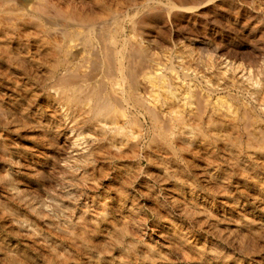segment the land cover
Here are the masks:
<instances>
[{
  "label": "rangeland",
  "instance_id": "obj_1",
  "mask_svg": "<svg viewBox=\"0 0 264 264\" xmlns=\"http://www.w3.org/2000/svg\"><path fill=\"white\" fill-rule=\"evenodd\" d=\"M215 1L217 9L197 10L186 20L175 6L169 8L171 0H149L145 6L147 0L108 1L122 19L121 38L152 35L153 57L166 77L174 74L189 88L203 91L222 82L212 93L214 103L221 99L230 107L243 105L231 109L239 114L238 131L226 126L219 134V127L211 129L205 118L200 126L213 137L205 138L204 145L200 135L187 134L185 144H173L176 158L172 151L153 147L155 143L145 150L149 141L134 153L108 154L111 150L102 149L88 114L51 101L52 59L37 49L42 41L34 38L35 27L14 28L8 45L0 41V103L5 108L0 113V264H264V152H257L249 137L247 144L244 140L247 123L264 140V5L261 0ZM106 12L100 16L106 22L100 21L112 29L116 22ZM0 14L7 19L6 13ZM4 21L8 26L0 22V29L9 27ZM44 21L49 27L46 23L53 18ZM45 25L40 35L47 41ZM83 59L75 62L84 64L82 69L89 64ZM193 123L192 130L197 126ZM223 130H231L226 132L231 138ZM232 132L239 133L235 139L240 141L234 143L242 145L232 143L236 150L229 145ZM214 135L229 143L222 145ZM248 143L251 147H245Z\"/></svg>",
  "mask_w": 264,
  "mask_h": 264
},
{
  "label": "bare ground",
  "instance_id": "obj_2",
  "mask_svg": "<svg viewBox=\"0 0 264 264\" xmlns=\"http://www.w3.org/2000/svg\"><path fill=\"white\" fill-rule=\"evenodd\" d=\"M78 1L80 2L79 4L76 3L75 0H0V12L2 11L4 13H6L7 19H8L7 20L6 18H0V22H5L4 20H6L9 24L8 28L0 29V41H5V42H7V45H8L9 39L7 37L9 36L10 31H13L12 29H14V28L17 29V27H18V29L21 28V29L26 30V29H30V28H32V26H34L35 31H36V28H40L39 30H37V32L34 31V33H35L34 38L39 42L42 41V43L37 42V43H39V45L37 46V49L39 50V52L43 55L46 54L45 56H47V57L50 56L52 59V60L49 59V61L51 60V63H50L51 66L48 63L49 66L51 67L50 70H51V75L53 78L52 88L55 91L54 95L51 98L52 99L51 101L53 102L54 105H57L58 102H60V103L63 102L67 105V108L69 110H72V111L76 110L81 116H85L86 114H88L89 115V116L87 115L89 117L88 121H90L91 127H93L92 129L95 131V133L97 132L99 134V137H100L99 140H101L102 149L104 146V147H108L111 150L109 152L107 151L108 154H110V155L112 154L115 156H123L126 152H128V153L131 151L133 152L134 148H137L138 145L140 143H142L143 141H149L148 142L149 146L146 145L145 150H147L148 147H150V145L152 143L153 144L155 143L154 145L152 144L153 147L157 144V146L159 145L160 148L161 147L165 148V150H163L161 148L162 153L163 152L166 153L165 152L166 149H167V152H168V150L171 152L172 151L171 149L173 148V144L179 143V141L181 143H183V139L187 138V134H190L191 132L193 134H196V136H198V137L200 135L201 141H203V142L206 141L205 138L208 141L207 137H210V139H211L213 137V135H211L212 137L208 136L205 133V131L206 130L209 131V130L204 127L205 131H203L202 127H201L202 125L200 122L205 123L207 121L206 123H208L209 127H212L211 129H213V130H215V128L218 129V127H219L218 132L222 129V127L226 128V126H227V129L229 127H231L230 129H232V131H234L233 129L237 128V125L239 124L238 121H240V119L238 116L239 114L236 112V110L241 108V106L243 107V105L241 104V106H240L238 104V102H237V104L234 103L233 104L234 107L240 106L239 108L236 107V110L234 109L235 110L234 111V110H231L234 107L233 106L230 107L231 104H228V102H229L228 100H227L228 101L227 102V101H222L221 99H218L219 103L215 104L214 103L215 100L213 101V98H211L213 91L218 92L217 88H218V86H221L220 84H222V82H219L220 84L217 83V85H218L217 86L208 78L213 83V87L209 88L207 91L206 90L203 91L202 87H200V89L198 88L199 86L197 87L198 89L193 88V87H192L193 89L189 88L191 86L190 84L188 85L183 80L181 81V79L180 80L176 79V76L173 77L174 74L172 76L169 75L166 77L167 74H164L162 71H160L159 66L157 65L158 61H156V58L153 57V53H154L153 52V48H154L153 45L154 44L152 45V43L149 42L151 40L152 35L151 36L150 35H144V34L141 35V33L139 32L141 35L140 40H133V39H131L132 37L131 38L130 37L121 38V32L123 31V25L120 21L122 19L119 20L118 17L115 16L116 12H118V10L114 6L115 7L114 9L117 10L114 13L115 10L114 9H113L114 11L112 10L113 4L110 3L111 0H110L109 4H108L109 0H78ZM175 1L171 0V4L173 6L172 7L169 6V8H173L175 6V8H177V10L180 13L179 15L182 16L180 18L185 19V20L192 17L197 10L208 9V8L209 9H212V8L217 9V7H216L217 1H215V0H210V1H208V0L207 1H205V0H175ZM262 2H264V0H261V3H260L261 6L264 5V3L262 4ZM148 3H150L149 0H147V2L141 6H145ZM171 4L168 3V5H171ZM149 5H151V4H149ZM147 7H151V6H147ZM104 9H106V10H104ZM136 9L138 10V8H136ZM102 10H104L105 12L107 11L106 13H108V10L110 11V13H108L110 15H108V16H112L111 17L112 21L116 22L114 25V28H112V29L110 27L107 28L106 25H104L106 23H104V24L101 23V21H103V20L105 21L104 17L103 18L100 17L102 14H104L103 13L104 11H102ZM101 11H102V14L100 13L98 16V13ZM157 15H159V14H157ZM48 16L53 18L52 22L50 21L49 23L48 22L46 23L47 25L50 24V25H48L49 27H47L45 24H43V22H45L44 18L48 17ZM142 17H145V16H142ZM142 17H140L141 18L140 24L146 25L145 18H142ZM239 17H238V20H239ZM106 18H107V16H106ZM111 18H110V21H111ZM58 19L61 20V23L58 22ZM100 19H101V21H100ZM136 19H138V18H136ZM234 19H237V18H234ZM244 20H247V18L244 17ZM244 20H243V24H245ZM132 21H136V20H132ZM237 22L234 21V24L235 23L237 24ZM245 22H247V21H245ZM1 24L2 23H0V25ZM5 24H6V22H5ZM3 25H4V23H3ZM3 25H1L0 27L3 28ZM42 25H45V27L48 30L47 33L49 36L45 35L46 37H48L47 38L48 42L46 41L45 37L43 39L41 37V35H44L43 34L44 30L41 29ZM7 26L8 25L6 24V27ZM45 27L43 26V28H45ZM151 28H153V27H151ZM216 31H217V29H216ZM40 33H42V34L40 35ZM129 33H131V32H129ZM29 34H31V32ZM6 39H8V40L6 41ZM43 40H45L46 43ZM3 44H5V43H3ZM8 49H9V47H8ZM8 49H6V50H8ZM263 51H264V49H263ZM198 53H200V52H198ZM83 57H85V58L83 59ZM77 59H80L79 61H82L81 59H83V62L87 61L89 64H86L85 68L82 69L84 64H82V63L79 64V62H77L75 65V62L78 61ZM22 60L24 61V59H22ZM37 60H38V58H37ZM227 62L228 61H226V63ZM40 63L38 62L39 66L45 65L44 63H43L44 65H40ZM215 64H216V62H215ZM80 65H82V66H80ZM44 67H48V66L45 65ZM38 68H40V67H38ZM45 71H47V70H45ZM194 74L196 75V73H194ZM203 75H205V74H203ZM244 77H245V75H244ZM95 78H98V79L95 80ZM183 78H184V75H183ZM195 78H197V77H195ZM204 78L205 77H203V79ZM250 78H251V76H250ZM92 79H94V80H92ZM201 79H202V77H201ZM201 79H199V80H201ZM213 79H214V77H213ZM210 81H208V83ZM262 82H263V80H262ZM201 83H202V81H201ZM206 84H207V82H206ZM222 86H224V84H222ZM220 88L222 90L224 89V87H220ZM221 89H220V91H221ZM252 93H259V92L255 91ZM240 94H239V96H240ZM233 96L234 95H232V97ZM236 96H238V95L236 94ZM230 99L231 98H229V100ZM235 99H237V98L236 97L233 98V100H235ZM225 102H227L228 105H225L226 104ZM244 103H246L245 105H247V102H243V104ZM246 107H245V109H246ZM248 108H249V106H248ZM248 108H247V110H249ZM4 109H5L4 106H2L0 103V113H4L5 112ZM243 110H244V108H243ZM239 113H241V112H239ZM252 113L254 114L255 112H252ZM243 114H241V116H244ZM248 114H249V112H247V115ZM253 114H252L251 118L256 116V115L253 116ZM139 115H141L142 117H139ZM247 115L245 114V116H247ZM205 118H206V121H205ZM258 118L260 119V117H258ZM244 119L246 120V117ZM254 119H250V121L252 120V123H253ZM83 120H84V118H83ZM241 121H244V120L242 119ZM246 121H248V117H247ZM93 122H95V123H93ZM191 122L192 123L196 122L195 124L198 127H201V130L197 131L198 133L195 131V128H196V130L198 129L196 125H195L196 127L194 128V130H192V124L190 125ZM145 123H148V125H149L148 128L144 127ZM246 123H245V125L248 124L245 127L247 130L248 136H244V140L247 137H249L247 139H250V142H252L251 140H253V146L256 147V149L258 148L257 152H259V150H261L263 153L264 147H262V146H264V140H260L258 138L259 135H260L259 137H261V133L259 132V134H258V131H256V130H258L257 127L254 126V128H255V131H254V128H252L253 125L250 128L249 127L250 124L249 123L246 124ZM188 125H190L191 127L190 126L187 127ZM259 126H262V125L260 124ZM206 127L208 128V126H206ZM213 127H215V128H213ZM189 128H191V129H189ZM238 128H239V126H238ZM187 129L190 131H188ZM211 129H210V133H214L215 131L212 132ZM151 130H153L152 134H150ZM224 130H226V129H224ZM235 130H237V129H235ZM230 131L227 130L226 132H230ZM221 132H222V130H221ZM263 132H262V135H263ZM241 133H242V131H241ZM193 134H191L192 137L194 136ZM214 134L218 135L217 132ZM219 134H220V132H219ZM226 134H222V136H226ZM228 134H230V133H228ZM228 134H227L226 138H229V137L231 138V135L229 136ZM232 134H233V132H232ZM235 134H236V132L233 134L234 140L228 139L229 141H231V143L229 144L230 147H231L232 143L236 144V142L234 143V141H236V140L240 141L238 138L235 139V136L239 137V133L236 135ZM240 135H243V134H240ZM216 136L214 135V137H216ZM222 136L221 135L217 136L218 139L217 138L216 139L219 141L222 140L223 141L222 145H225L224 143L228 140L225 138L226 141H224L223 140L224 138L222 139ZM188 137H189V135H188ZM202 137L204 138V140ZM219 137H221V140ZM194 138L197 139V137H195V136H194ZM240 138H241V136H240ZM189 139H191V138H189ZM199 139H198V141H200ZM213 139L216 140L215 138H213ZM247 139H246V144H247ZM191 140L194 141L195 139L194 140L191 139ZM198 141L196 142V144L199 143ZM185 142H188L191 145H193V142L191 143L187 140ZM217 142H214V144ZM201 143L202 142H200V144ZM226 143L228 144L229 142H226ZM254 143H257V144H254ZM183 144H185V143H183ZM208 144H211V142ZM242 144H244V143H242ZM250 144L248 146H245V147H251L252 144H251V146H250ZM180 145L181 144H179L178 148L180 149L183 146L182 148L184 150V145H182L181 147H180ZM191 145H190V147H191ZM204 145H206L205 142H204ZM213 145H210V146L212 149H215V148H213L214 147ZM236 145L238 146V144H236ZM159 146L155 147V148L158 149ZM177 146H178V144H177ZM194 146H195V144H194ZM210 146H208V148ZM227 146L228 145H226L225 148ZM241 146L242 145L240 144V146H238V147L241 148ZM230 147H229V149L227 148L229 151H230ZM195 148H198V147H194L193 151H195ZM206 148H207V146H206ZM232 148L233 147H231V149ZM187 149H190V148H187ZM173 150H175V149H173ZM228 150H226V151H228ZM234 150H236V148ZM254 150H255V148H254ZM210 151L208 153L211 154ZM216 151L213 150L212 152L215 154ZM237 151L241 152V150H239V148L237 149ZM174 152H176V151H174ZM174 152L172 151L173 155L175 154ZM177 152H178V150H177ZM179 152H181V151H179ZM255 152H256V150H255ZM257 152H256V154H257ZM182 153H184V152L182 151L181 154ZM177 154L178 153H176V155ZM167 155L170 156L171 154L167 153L165 156L167 157ZM233 155H235V154H233ZM256 156H258V155H256ZM149 158H152L151 154H150ZM149 158H148V160H150ZM173 158H176V156L174 155ZM90 161H92V160H90ZM88 162L89 161H86V163H88ZM138 168H139V166H138ZM96 182H98V181H96ZM121 190H122V188H121ZM123 190H125V189H123ZM126 193H124V194H126ZM124 194H120V195L122 197L126 198V196H123ZM120 195H119V198L122 199V197H120ZM122 200H124V198ZM117 232H119V231H117Z\"/></svg>",
  "mask_w": 264,
  "mask_h": 264
}]
</instances>
